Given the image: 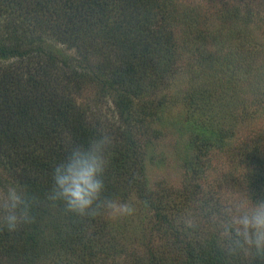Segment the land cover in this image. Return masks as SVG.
Returning <instances> with one entry per match:
<instances>
[{"label": "trees", "instance_id": "16d2710c", "mask_svg": "<svg viewBox=\"0 0 264 264\" xmlns=\"http://www.w3.org/2000/svg\"><path fill=\"white\" fill-rule=\"evenodd\" d=\"M168 8L166 0H0V185L18 182L38 201L31 223L0 228V264H264L225 254L226 205L196 185L200 157L225 154L226 137L220 122L194 116L206 105L195 90L185 97L187 126L174 122L187 137L184 185L150 183L163 113L152 97L181 55ZM102 129L114 138L102 198L133 212H66L46 198L66 140L87 143ZM258 144L247 140L241 153L255 202L264 200Z\"/></svg>", "mask_w": 264, "mask_h": 264}, {"label": "rangeland", "instance_id": "374dc122", "mask_svg": "<svg viewBox=\"0 0 264 264\" xmlns=\"http://www.w3.org/2000/svg\"><path fill=\"white\" fill-rule=\"evenodd\" d=\"M166 2L181 55L152 97L162 101L163 113L148 151L153 155L147 169L150 183H161L166 190L184 185L189 171L183 167L187 151L181 142L187 137L177 133L174 122L187 126L185 97L195 90L196 99L206 105L194 116L209 124L220 122L226 137L225 154L211 150L200 157L205 165L198 189L215 192L216 205L246 193L253 200L255 180L241 153L243 143L254 140L264 154V0Z\"/></svg>", "mask_w": 264, "mask_h": 264}, {"label": "clouds", "instance_id": "9594fccd", "mask_svg": "<svg viewBox=\"0 0 264 264\" xmlns=\"http://www.w3.org/2000/svg\"><path fill=\"white\" fill-rule=\"evenodd\" d=\"M113 140L103 129L87 143L67 139V154L53 170V187L47 200L60 201L66 212L79 216L98 215L102 209L111 216L131 214L133 208L129 204L102 198V177ZM36 203L37 198L18 182L0 185V228L12 232L31 223V209ZM220 216L218 227L226 255L249 261L264 257V200L253 202L246 193L224 206Z\"/></svg>", "mask_w": 264, "mask_h": 264}]
</instances>
